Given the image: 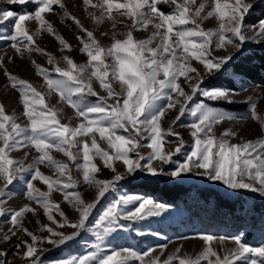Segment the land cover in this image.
<instances>
[{"label":"snow or ice","instance_id":"obj_1","mask_svg":"<svg viewBox=\"0 0 264 264\" xmlns=\"http://www.w3.org/2000/svg\"><path fill=\"white\" fill-rule=\"evenodd\" d=\"M5 2L10 5L34 3L36 10L34 13L18 14L0 8V26L12 20L11 33L0 32V40L11 41L10 47L21 56L32 51L44 53L43 49L34 47V35L43 30L54 32L45 14L53 13L54 5L65 9L62 0ZM83 4L101 12V15L94 17L97 23L104 19L111 20L114 13L126 17L131 23L120 25L128 29L119 33L123 39L116 38L117 33L113 32V42L109 47H104L92 31L84 29L76 17L69 16L85 34L77 39L82 43L80 51L87 55V62L77 65L72 58L63 57L69 67L55 66L54 72L58 78H51L46 69L35 65L38 73L47 81L50 92L58 93L61 100L75 110L76 117L82 118L81 122L76 126L61 123L59 113L62 109L50 108L44 96L31 83L5 72L11 87H18L21 93L23 115L29 123L22 126L17 122L18 117L7 113L5 105L0 103V218H4L0 223L11 225L0 236V243L13 241L18 232L29 237L30 241L18 238V242L13 245L18 255L23 247L22 255L26 264H45L42 255L47 249L42 247L43 244L64 246L88 231L90 217L102 199L115 191L120 181L128 177L135 180L138 174L151 177L193 174L219 182L229 190H247L264 197V137L232 143L235 132L227 129L216 136L214 127L236 117L217 111L203 101L195 107H189V102L197 94L209 101L233 102L228 89L204 88L202 84L205 77L215 76L234 59L229 48L239 52L246 43L264 42V20L258 24L245 23L252 3L246 0H212L207 11V0L198 5L196 0H98L97 3L83 0ZM164 5L170 6L171 11H163ZM210 18H216L218 26L205 30L200 21ZM27 21L37 22L35 33L30 34L25 23ZM111 26L115 29L117 22L112 20ZM149 26L153 29L149 38L135 37L134 32L147 30ZM248 32H254V35L249 37ZM103 35L107 36L108 33ZM56 39L64 48L71 50L72 46L62 36H56ZM154 43L155 47L152 46ZM217 50H223L225 54L217 55ZM44 54L48 56L50 64H56L51 54ZM108 58H111V63L107 62ZM192 60L197 61L201 69L192 66ZM2 63L0 59V65ZM86 72L87 76L84 75ZM181 77L190 92L185 91V87L178 82ZM93 79L98 81L106 95L94 90ZM114 84H118L119 91ZM173 94H177V98L174 99ZM90 97H96V100L93 102ZM110 98H114V103H108ZM256 107V102H252L251 116L264 127V116L257 113ZM169 110H177L178 114L171 125L164 128L162 120ZM186 113L193 118L189 127L194 142L191 150L184 153V159L179 161L173 157L182 153L185 141L174 131L173 126ZM97 137L99 141L105 142L107 148L101 147ZM168 137H176L178 141L177 146L170 151L165 150V144L171 142ZM26 148H34L37 153L27 166L24 164L27 152L24 159L11 156V153ZM143 148L150 151L144 154L140 151ZM52 149L62 153L75 170L82 173L83 184L96 190L92 201H86L75 190L80 181L74 179L73 169L68 162L57 160L50 154ZM97 159L104 169L113 173L112 178H98L101 165L95 162ZM116 162L122 163L125 169L123 173L118 171ZM155 162H159V165L154 166ZM41 165L53 169L56 178L42 173ZM163 165L175 167L165 172ZM25 174L28 175L27 179ZM21 180L26 181L27 198L35 200L45 210L50 224L41 225L40 231L46 232L47 236L34 234L23 226L25 214H35V209L30 206H5L13 195L10 186ZM36 180L46 185L48 191L36 188L33 184ZM53 190L64 193L65 200L71 203L78 214L75 219L70 220L59 204L51 202ZM133 203L135 206L129 207ZM165 209L166 206L151 198L121 195L105 208L91 226L95 241L91 244L93 251L82 256L49 261L47 264H131L132 260L145 264V257H149L147 264H264V245L252 247L242 242L240 237L230 238L235 240L237 247L223 257L211 247L214 239L212 235L201 237L206 247L195 258L187 255L181 257L180 249L163 261L160 260L163 252L160 256L151 257L154 249L142 253L130 248L104 251L105 239L127 227L122 220L143 221L160 216ZM54 212L61 219H57ZM66 226L73 229L70 234L59 230ZM7 255L6 251L0 250V264H6L4 258Z\"/></svg>","mask_w":264,"mask_h":264},{"label":"rangeland","instance_id":"obj_2","mask_svg":"<svg viewBox=\"0 0 264 264\" xmlns=\"http://www.w3.org/2000/svg\"><path fill=\"white\" fill-rule=\"evenodd\" d=\"M260 1L261 0H246V2L252 3V5ZM62 2L65 5V9H60L58 6L54 5L53 7L55 11L53 13L45 14L46 19H48L53 25L54 32L48 33L46 30H43L38 35H34V39L36 41L34 47L43 49L44 53L51 54V56L55 59V65L50 64L48 56L42 52L32 51L31 53H25V55L21 56L12 47H10L11 41L0 40V59L3 61L2 65H0V103L5 105L7 113L18 117L17 122L22 126H26L29 121L23 115L24 108L21 103V93L18 87H11V82L5 74L6 71L17 76L19 79H24L31 83L32 86L44 96L45 102L50 108L62 109L59 113L61 123H68L70 126H76L82 121V118L76 117L75 110L70 105L63 102L58 93L50 92L47 86V81L41 74L38 73L35 65L38 64L46 69L51 74V78H58V74L54 72V67H69L63 57L67 56L72 58L77 65L87 62V55L81 53L80 51L82 43L77 39L78 36H84L85 34L81 31V27L76 25L69 18V16L76 17L84 29L92 31L95 38L98 39L104 47H109L113 42V32L117 33L116 38L123 39L124 37L119 35V33L126 32L128 29L121 27L120 25L131 23V21H129L126 17L115 13L113 14L111 20L104 19L101 23H97L94 17L101 15V12L97 9H93L90 5L85 6L83 4V0H62ZM97 2L98 0H93V3ZM178 2H182V0H178ZM201 2H204V0H196L197 5ZM207 2L209 4V8H206V11L210 10L212 0H207ZM0 8L11 10L18 14H27L34 13L36 5L34 3H26L25 5H10L7 4L5 0H0ZM162 10L168 12L171 11V7L164 5L162 6ZM251 11L252 9H250L249 14ZM65 12L67 15H65ZM112 20L117 22V27L115 29L111 26ZM200 22L205 30L215 29L218 26L216 18H210ZM25 23L30 34L36 32L38 28L37 22L27 21ZM245 23L249 24L247 22ZM11 30V19L5 22L4 25L0 26V32H3L4 34H10ZM152 31V27L149 26L147 30L134 32V35L137 39H147L151 36ZM105 32L108 33L107 36L103 35ZM252 35H254V32H248L249 37ZM56 36H62L65 41L72 46L71 50H68L67 48H64L63 45H60ZM85 39L87 38L85 37ZM156 43H158V41ZM152 46L155 47V43ZM256 47L264 48V42L246 43L245 47L239 52L229 48V52L233 54L234 59L230 61L224 69L216 73L215 76L205 77L204 83L202 84V87L204 88L216 87L228 89L231 93V99L233 102L229 103L224 100L209 101L199 94H197L192 102H189L190 108L195 107L197 103L203 101L205 104L217 111L236 117V119L233 120H224L214 127V133L216 136H220L227 129L235 132L236 136L231 138L232 143H240L242 141L255 140L257 138L264 137V127L261 126V122L259 120L253 119L250 113L251 103L256 102L257 113L260 116H264V84H249L243 80L241 76L233 74L231 70V63L233 61L239 59L240 56ZM216 54L224 55L225 53L223 50H217ZM33 61L35 63H33ZM107 62L111 63V58H108ZM191 64L192 66L201 69V65H199L197 61L192 60ZM90 71L91 69L88 70V72ZM88 72L84 75L87 76ZM216 76H223L226 77L227 80L233 81L235 87L214 86L212 83L213 81H210V79ZM178 82L185 87V91L190 92V89L187 88L183 77H181ZM224 82L226 83L225 80ZM113 86L117 91H119L118 84H114ZM93 88L101 95H106V93L99 87L98 81H95V79H93ZM173 98H177V94H173ZM90 99L94 102L96 97H90ZM180 99L183 100V98ZM108 103H114V98H110ZM177 114V110H169L162 120V127L167 128L171 125L172 120ZM241 117L247 118L242 119ZM192 120L193 118L186 113L185 116L181 118V121L173 126L174 131L179 133L180 137H182L185 141V147L182 150V153L179 156H174V160L182 161L184 159V153L190 151L192 148L194 138L190 134L192 129L189 127ZM167 139L171 142L165 144V150H173L178 144L176 137H168ZM98 142L101 144V147L107 148L105 142L99 141V138ZM144 143H147V141H144ZM140 151L146 154L150 151V149L143 148ZM26 152L28 153V156L27 159H24V154ZM50 154L55 159L68 162L70 164V167L73 169L72 175L74 179L80 181L75 190L79 191L86 201H92L96 194V190L89 188L87 185L82 183V173L76 171L74 166L71 165L62 153L52 149L50 150ZM36 155L37 153L34 148H26L11 153V156L14 159H24V164L26 166L33 162V158ZM95 162L98 165H101V172L97 174L98 178L108 179L113 177V173H111L110 170L102 167L101 161L97 159ZM156 165H159V162H155L154 166ZM116 166L118 171L122 173L125 171L121 162H116ZM163 167L165 168V172H170L173 170L175 165H163ZM40 170L42 173L56 178L54 170L46 165H41ZM25 175L27 179L28 175ZM143 179L159 180L160 182L167 184L179 183L212 186L219 189L224 195L231 199L243 198L246 202V209L244 210V215L242 217L243 219L241 218L237 221L236 219H231L227 216V218L220 216V214L215 213L213 204L205 205L200 202L199 197L195 195L194 192L186 196V203H183L182 201L168 203L160 194H150L143 190L132 188L131 185L133 183L142 181ZM129 180H132V178L128 177L125 180L120 181L116 190L110 192L106 195V198L102 199L101 203L97 206L90 217L88 222L89 230L83 232L76 240L67 242L64 246L60 247L43 244L42 247L47 249V251H45L42 255V259L45 261V264L49 261H59L73 256H82L89 251H93L94 249H92L91 244L95 241L92 234L93 228L91 226L94 225L95 221L101 216L105 208L121 195L151 198L154 202L166 206V209L160 216L149 217L143 221L122 220L121 222L127 225V227L123 230H118L105 239L103 242V249L105 252L112 249L121 250L124 248H130L142 253L145 250L154 249L155 251L150 254L151 257L160 256V253L163 252V255L160 256V260L163 261L168 256L176 254V250L180 249L179 255L181 257L187 255L195 258L206 247V242L201 239L203 235H212L214 237L211 242V247H213V249L217 251L221 257L237 247L235 240L230 238L240 237L242 242L252 247L264 245V212H254L252 206L253 203L264 202V197H261L257 193L247 190H229L219 182L209 181L206 177L196 176L193 174H186L181 177H170L168 175L151 177L147 174H138L137 179L132 180L131 183H129ZM25 183V180H21L14 182V184L10 186V190L13 195L11 199L7 201L5 206L16 208L30 206L35 209V214H25L23 226L28 228L34 234L47 236L48 234L46 232L40 231V227L43 224H50V222L47 220L43 207L35 200H29L27 198L25 194ZM33 184L41 191H48L47 186L39 180L33 181ZM50 200L53 203L59 204L70 220L75 219L78 215L73 209L71 203L65 200L63 192L53 190L50 195ZM134 206L135 204L133 203V205H130L129 207ZM253 213L255 214L254 218L252 217ZM53 214L56 215L57 219H61L55 212ZM3 219L4 218H0V221ZM10 227V223H0V229H3V231H0V236H2L4 232H7ZM59 230L65 232V234H70L73 231V229L67 226L64 229ZM18 238L28 239L30 241L29 237L24 235L22 232H18L17 237H14L13 241L0 243V250L8 253V255L4 258L6 264H26L22 255L24 251L23 247L20 250V255H18L13 249V245L18 242ZM161 246L166 247L162 248ZM148 260L149 257L144 258L145 264H147ZM131 264H139V262L132 260ZM237 264H239V262H237Z\"/></svg>","mask_w":264,"mask_h":264},{"label":"trees","instance_id":"obj_3","mask_svg":"<svg viewBox=\"0 0 264 264\" xmlns=\"http://www.w3.org/2000/svg\"><path fill=\"white\" fill-rule=\"evenodd\" d=\"M263 19L264 0H261L253 5L252 11L245 18V22L256 24ZM231 70L233 74L241 76L249 84H264V48L256 47L249 50L231 63ZM210 81H213V85L218 87H235L233 81L227 80L223 76L213 77ZM131 186L150 194H160L168 203L175 201L186 203V196L194 192L199 197L200 202L205 205L213 204L215 213L225 218L236 219L237 221L243 217V212L246 209V202L243 198L231 199L212 186L179 183L167 184L159 180L149 179H143L142 181L133 183ZM252 206L254 212H264V202L253 203ZM252 217H255L254 213Z\"/></svg>","mask_w":264,"mask_h":264}]
</instances>
